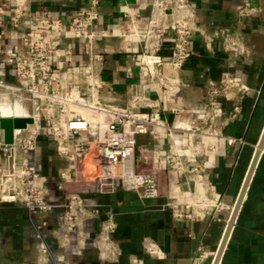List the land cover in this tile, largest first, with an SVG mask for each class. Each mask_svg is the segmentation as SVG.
<instances>
[{
  "label": "crops",
  "instance_id": "1",
  "mask_svg": "<svg viewBox=\"0 0 264 264\" xmlns=\"http://www.w3.org/2000/svg\"><path fill=\"white\" fill-rule=\"evenodd\" d=\"M152 2L101 1L94 28L101 33L98 41L107 58L104 78L115 100L127 103L131 93L153 98L166 108L164 117L172 124L195 114L167 108L208 106L213 98L209 86L219 82L227 69L242 77L250 93L240 97L232 90L228 96H218L220 114L210 111V120L197 122L200 130L195 133L174 134L181 141L180 148L167 133L139 135L138 170L156 175L157 197L142 198L136 191L125 189L100 193L96 178L99 166L92 150L81 163L79 181L67 184L65 191H79L112 209L118 223L114 237L121 254L117 260H106L88 247L79 255L81 264H130L133 257L140 258L142 264H213L264 130V0H193L199 27L191 41L193 56L180 72L166 65L158 69L176 83L172 89L156 87L141 62L150 49L144 33ZM88 4L89 0H26L25 10L34 19L61 18L67 26L64 32L50 27L40 31L73 42L85 54L84 44L73 37L69 25L75 13ZM0 6L5 9L0 14V49H5L12 44L14 0H0ZM226 33H238L247 48L239 61L228 59L222 44ZM169 37V31L162 34L164 55L169 53ZM3 58L0 53V69L5 66ZM170 94L179 97L171 99ZM237 104L240 109L236 112ZM3 106L9 107L10 114L14 110L10 104L0 103ZM175 148L183 163L176 168L169 164L170 156L179 160L171 154ZM48 154L45 150V162ZM189 158L200 164L199 173L184 171ZM89 161L94 169L87 173ZM0 238V264L36 261L37 243L26 207L0 203ZM146 241L155 245L156 254L147 252ZM220 264H264V148Z\"/></svg>",
  "mask_w": 264,
  "mask_h": 264
},
{
  "label": "built area",
  "instance_id": "2",
  "mask_svg": "<svg viewBox=\"0 0 264 264\" xmlns=\"http://www.w3.org/2000/svg\"><path fill=\"white\" fill-rule=\"evenodd\" d=\"M101 1L89 0L69 25L73 37L84 44L85 54L71 41L43 34L41 27L64 32L67 26L55 16L34 19L25 10L26 0H14L12 44L0 49L5 64L0 69V103L14 108L5 117L33 118L26 128L16 130L12 144L5 142L0 130V203L29 210L37 243V259L30 264H81L79 255L88 247L106 260H117L121 254L114 237L118 223L112 209L79 191H65L67 184L79 181L81 163L92 150L99 166L96 178L100 193L125 189L136 191L142 198L157 197L156 175L138 170L139 135L167 133L180 148L181 141L174 134L195 133L200 130L197 122L210 120V111L220 114L218 96H228L232 90L240 97L250 93L242 77L227 69L219 82L209 86L213 98L208 106H169L173 112L195 114L172 124L164 117L166 108L153 98L131 93L127 103L115 100L104 78L107 58L98 41L101 33L94 28ZM4 13L0 6V14ZM198 30L193 0H153L144 33L150 49L141 62L156 87H174L176 83L158 69L166 65L180 72L193 56L191 41ZM165 31L170 32L168 55L162 53ZM222 44L230 61H239L247 53L238 33H226ZM239 109V104L234 106L236 112ZM0 115L4 116L1 111ZM45 150L49 152L46 162ZM179 152L177 148L171 150L173 155ZM177 158L169 157L174 168L183 165L179 155ZM184 166L187 173L200 172L196 159L189 158ZM55 193L61 196L56 198ZM145 249L157 253L149 241ZM130 264H142V260L133 257Z\"/></svg>",
  "mask_w": 264,
  "mask_h": 264
},
{
  "label": "water",
  "instance_id": "3",
  "mask_svg": "<svg viewBox=\"0 0 264 264\" xmlns=\"http://www.w3.org/2000/svg\"><path fill=\"white\" fill-rule=\"evenodd\" d=\"M33 122V118L31 117H5L0 115V130H3L4 132V140L7 144H12L15 141V133L16 130L26 128L29 123ZM264 148V130L261 135L260 141L258 143V147L256 149L255 155L253 157L252 163L250 165V168L248 170L247 176L245 178V181L243 183V186L241 188L240 194L238 196V199L236 201V204L234 206L232 215L230 217V220L228 222V225L226 227L224 236L222 238V241L220 243V246L218 248V251L216 253V256L214 258L213 264H220L224 249L226 247V244L228 242V239L230 237V234L232 232V229L234 227V224L236 222L238 213L240 211L242 202L246 196L248 187L250 185V182L252 180L257 162L259 160V157L262 153V150Z\"/></svg>",
  "mask_w": 264,
  "mask_h": 264
},
{
  "label": "bare ground",
  "instance_id": "4",
  "mask_svg": "<svg viewBox=\"0 0 264 264\" xmlns=\"http://www.w3.org/2000/svg\"><path fill=\"white\" fill-rule=\"evenodd\" d=\"M0 111L2 112V115H4V116H7V115H10V110H9V107L8 106H3V107H0ZM7 178H9V177H7ZM6 178V179H7ZM5 185V184H4ZM3 185V186H4Z\"/></svg>",
  "mask_w": 264,
  "mask_h": 264
},
{
  "label": "rangeland",
  "instance_id": "5",
  "mask_svg": "<svg viewBox=\"0 0 264 264\" xmlns=\"http://www.w3.org/2000/svg\"><path fill=\"white\" fill-rule=\"evenodd\" d=\"M45 158H46V157H44V160H45ZM93 169H94V165L89 161V162L86 164V166H85V170H86V172L88 173V172L93 171ZM5 185H6V184H5Z\"/></svg>",
  "mask_w": 264,
  "mask_h": 264
}]
</instances>
